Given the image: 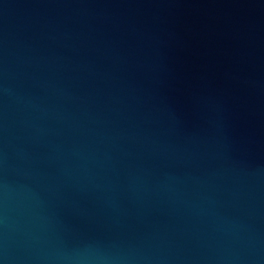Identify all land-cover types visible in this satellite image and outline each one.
I'll use <instances>...</instances> for the list:
<instances>
[{
    "label": "water",
    "instance_id": "obj_1",
    "mask_svg": "<svg viewBox=\"0 0 264 264\" xmlns=\"http://www.w3.org/2000/svg\"><path fill=\"white\" fill-rule=\"evenodd\" d=\"M0 264H264V0H0Z\"/></svg>",
    "mask_w": 264,
    "mask_h": 264
}]
</instances>
